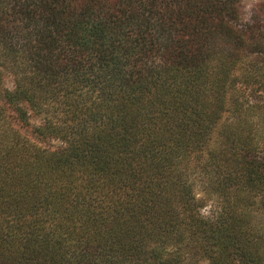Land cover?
<instances>
[{
  "label": "trees",
  "instance_id": "obj_1",
  "mask_svg": "<svg viewBox=\"0 0 264 264\" xmlns=\"http://www.w3.org/2000/svg\"><path fill=\"white\" fill-rule=\"evenodd\" d=\"M240 1L0 0V264H264V1Z\"/></svg>",
  "mask_w": 264,
  "mask_h": 264
},
{
  "label": "rangeland",
  "instance_id": "obj_2",
  "mask_svg": "<svg viewBox=\"0 0 264 264\" xmlns=\"http://www.w3.org/2000/svg\"><path fill=\"white\" fill-rule=\"evenodd\" d=\"M264 0H241L240 1V19L242 21H250V19L254 16V9L256 7L257 3L263 2ZM3 87L12 89L13 87V80L11 76H6L3 82ZM31 124L32 125H38L40 122V118L31 116ZM21 129V128H20ZM22 133L29 138L31 141L38 144L40 147L45 149H55L58 146L57 141H40L35 137V135L31 132L32 128H22ZM215 135L211 137V140L214 141ZM190 183L193 188V194L198 202L200 213L203 217L211 219L218 208V202L214 198H211L208 196V194L205 191V184L200 182L195 174L191 175ZM253 220L259 222L260 224H264V213H259L256 210H254V213L252 215ZM198 264H209L207 261L201 260L198 262Z\"/></svg>",
  "mask_w": 264,
  "mask_h": 264
}]
</instances>
